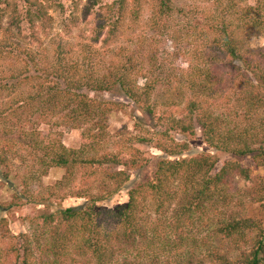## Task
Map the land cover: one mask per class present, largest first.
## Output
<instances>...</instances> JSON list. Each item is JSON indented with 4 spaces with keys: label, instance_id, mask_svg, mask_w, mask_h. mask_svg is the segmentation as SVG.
Here are the masks:
<instances>
[{
    "label": "trees",
    "instance_id": "1",
    "mask_svg": "<svg viewBox=\"0 0 264 264\" xmlns=\"http://www.w3.org/2000/svg\"><path fill=\"white\" fill-rule=\"evenodd\" d=\"M10 1L0 0V6L7 3L11 7ZM222 1L217 0L220 11L209 12L204 25L175 28L171 37L174 42L187 36L194 44L203 39L196 51L187 53L191 64L177 83L172 77L161 78L150 64L149 48L155 38L146 35L147 31L140 37L133 36L130 45L105 50L108 60L94 49L99 42L107 46L112 40L124 37L140 22L146 7L153 14L144 30H168L166 19L174 12L172 0H115L101 7L95 12L92 32L96 37L92 43L81 45L79 53L74 55L58 44L51 61H44L41 53L13 39L11 30L4 28L5 12L0 9V36L5 33L0 37V97L7 99L0 105V132L10 147L8 151L0 150V167L9 166L7 154L15 151L13 155H18L20 151L13 150V146L19 145L44 174L52 167L64 168L68 180L78 170H85L84 183L88 184L85 193L77 196L86 199V205L41 216L40 224L45 230L42 238L38 235L36 241L31 234H23L21 240L13 237L8 251L0 249V263H6L11 254L15 257L14 264H67L74 256L90 258L93 264H160L161 250L166 252L172 243L177 246L173 234H181L178 243L183 244L185 239L190 240L185 225L197 221L209 227L216 223L210 217L215 213L220 216L215 224L218 234L230 241L234 251H241L236 263L264 264V228L251 217L229 213L240 200L229 189L230 185L235 183L237 174L248 177L249 170L237 162H225L216 171L218 161L210 154L183 157L189 145L174 143L168 135L174 131L192 137L200 128L209 148L239 156L252 155L259 161L264 159V142H258L259 134L253 131L264 124V116L258 111H264V48L253 51L246 46L250 37L264 34V0H257L255 5L227 0L224 8ZM30 4L25 20L33 30L46 29L52 20L47 8L38 2ZM12 20L10 27L16 23L20 28L22 19L16 3ZM70 20L73 24L77 18L73 16ZM66 29L69 31V26ZM139 56L144 60L140 61ZM229 65L232 71L225 69ZM159 87H165L167 92L177 91V98L170 96L164 103H159L158 98L154 100ZM114 90L152 118L158 115L159 105H176L179 100L184 116L172 117L165 108L158 115V120L168 124V131L162 136L170 141H159L156 148L167 157L158 159L152 180L137 183L128 190V201L112 209L102 208L99 203L122 193L132 173L149 164L143 152L134 146L119 141L114 143L117 150L110 148L107 115L120 105L95 99L89 93ZM214 97L221 103L216 105L221 111L218 114L214 107H208ZM32 116L38 118L36 125L29 123ZM42 124L49 126L48 132L38 129ZM53 126L81 129V147H66L50 132ZM13 133L18 140L9 138ZM154 137L151 134L149 141ZM146 138L131 137L123 142L142 143ZM257 143L261 146L253 148ZM178 194L181 207L171 217L172 213L165 208ZM154 207L156 220L147 215ZM178 254L182 259L186 256L185 264H204L195 262L188 253ZM215 255V260L222 264H236L226 254ZM180 258L177 262L183 264Z\"/></svg>",
    "mask_w": 264,
    "mask_h": 264
},
{
    "label": "rangeland",
    "instance_id": "2",
    "mask_svg": "<svg viewBox=\"0 0 264 264\" xmlns=\"http://www.w3.org/2000/svg\"><path fill=\"white\" fill-rule=\"evenodd\" d=\"M114 1L115 0H11V7H8L9 5L6 3L0 6V9H2L1 12H5L3 19L4 28H9L11 30L13 39L24 47H31L33 50L41 53L43 55L42 57H44V61H51L55 55L54 51L58 44H62L63 48H66L67 51H70L69 54L73 55L76 52L79 53L78 49L81 45L91 44L92 39L96 37L95 33L92 32L96 23L95 12H99L101 7L111 4ZM172 1L174 4V12L166 19V26L169 27L168 30H144L145 25L153 14L152 11L146 7L142 12L140 22L136 25L134 24L131 31L125 30L127 31L126 35L112 40L109 42V46H105L102 42L95 44V51H99L100 54L105 56L108 60L109 55L106 54V56L104 54L105 50H117L122 45H130L128 42H132L131 39L133 36L137 35L140 37L143 32L145 33V31H147L146 35L155 38L152 47L149 48L151 52L148 53L150 54L149 57H152V62L150 64L153 68L155 67L157 75L160 73L161 78L168 79V77H172L175 81L174 83L180 82V75H183L191 64L189 60L191 56L187 53L196 51L198 47L201 46L203 39L200 40L201 42H199V44H194V40H191V38L187 36L186 39L175 40L174 42L171 37L175 35V28L180 29L189 25L193 27L204 25L206 23L205 17L209 12L213 11L218 13L220 9L218 8L219 4L217 0ZM239 1H241L243 5H255L257 0ZM37 2L42 3V5L47 8L46 11L48 15L52 17L46 29L35 28L33 30L31 29L30 22L25 20L26 12L28 8L31 7L30 3ZM14 3L17 5L18 16L22 19L20 28L17 27L16 23H12V27H10L13 21ZM221 3H223L222 8H224L227 4V0H223ZM93 4L96 5H94L91 10H88ZM73 16H76L77 20L76 23L72 24L70 23V19ZM67 26H69V31L66 29ZM33 33H35L34 36ZM4 34L5 33H2L0 37H4ZM104 37V34L101 35V40H103ZM246 46L252 48L253 51L258 48H264V34L250 37L247 40ZM138 58L140 61L144 60L142 56ZM225 69L227 71H232L230 65L225 67ZM175 78H177V81ZM176 92H167L165 87H159L154 100L158 98L159 103H164L166 98H170V96H176L177 98ZM89 94L95 99L119 103L120 105L113 107V112L107 115L110 148L112 149L114 147L113 150H117L114 143L121 141L128 146L138 148L149 160L147 167L132 173L131 180L122 193H119L111 199L100 202V207L113 209L125 204L128 201V190L133 188L137 183L152 180L156 171L158 159L160 157H167L163 151L156 148V143L159 141H170L171 139L174 143H187L189 145V149L185 152L183 157L198 156L200 154L212 155V157L218 161L216 171L219 170L225 162H237L244 169H248V177L237 174L234 179L235 183L233 182L230 185L229 189L235 191V194L240 196V200L232 206L229 213L239 214L247 218L251 217L264 228V192H262V186H264V159L259 161L252 155L239 156L234 153H227L209 148L204 143L200 128L196 129V134L192 137L174 131L168 132L170 139L163 137L162 135H165V133H167L166 131H168V124L166 121L158 120V115H161L162 110L165 108L168 115L177 119L183 117L184 107L179 100H176V105H159L156 109L158 115L152 118L146 111L136 106L118 90L103 93L91 92ZM6 102L7 99L1 96L0 105ZM217 104H221L220 100L214 97L210 99L208 107H214L215 112L218 114L221 111L216 108ZM258 111L261 116H264V111L260 109H258ZM36 117L37 116L30 117L31 122L29 123L36 125L38 121ZM263 125L264 124H261L258 130H253L256 134H259L258 142H264ZM38 129L43 132H48L49 126L42 124L38 126ZM50 132L55 137L60 138L64 145L70 149H79L83 143L81 129H72L68 126L59 128L53 126V128H50ZM14 134L15 133L9 138L16 141L18 140V136ZM151 134H155V137L154 140L149 141L148 138ZM139 136H147V142L146 140L142 143H137L135 141L130 143L123 142L131 137L135 138ZM6 139L7 138L0 132V150L4 149V151H8L10 149L9 145L6 143ZM260 146L261 145L257 143L254 144L253 148L257 149ZM16 149L20 151L18 155H13V153H16L15 151H13V153L8 152L7 154V158L10 159L9 166L3 165L0 167V220L4 219V223H0V249H3L2 252L10 249L11 243L14 241L13 237L16 240H21L20 237L23 234H31L36 241L38 235L39 239H41L43 236L42 233L45 231L40 224L41 216L45 214H54L68 207L86 205L87 203L86 199L77 197L78 193H85V187L88 189V184L85 185L84 183L83 172L85 170H78L74 176L68 180H65L66 170L64 168L52 167L44 174L42 172L44 170L40 168L39 165H36L27 151L22 150L19 145L16 147L15 145L13 146V150ZM96 187L98 188V186ZM90 190L88 192H90ZM180 202L181 196L178 194L175 196L172 204H167L165 210L169 209L173 215L171 217H174L175 210L181 207ZM152 203L155 205L154 202ZM155 207L151 210V213H147V215H151L154 220L157 219L154 210L156 209ZM144 216L146 217V215ZM210 217L215 219L217 223V219L220 216L212 213ZM215 224L208 227V225L204 223L195 221L194 225H185L188 231L186 233H189L190 240L185 239L183 244H180L178 242L179 239H181V234H173V240L177 242V246H174V243H172L166 252L161 250L163 252H161L162 256L160 258L162 259H160V264H181V262H177L180 258L178 257V253L193 255L195 262L201 261V263L204 262V264H222V262L215 260V254H226L233 263H236L241 251L236 252L232 249L230 241L218 234V225ZM48 230L50 231L51 228ZM125 241L126 240L123 241L124 244H127ZM187 241L189 244H187ZM193 241H196L194 242L195 251L191 248ZM189 249H191V251L186 252ZM169 251L172 252L169 253ZM8 257L9 260L6 263L0 264L15 263L14 256L9 254ZM74 257L75 260L73 259L70 261V259H68L66 261L67 264H93V260L90 258ZM169 259H172L173 262L170 263ZM182 261H184L183 264L187 263L185 255H183Z\"/></svg>",
    "mask_w": 264,
    "mask_h": 264
}]
</instances>
